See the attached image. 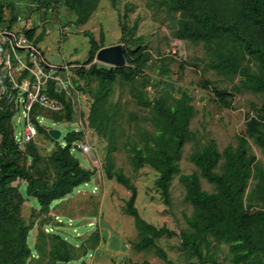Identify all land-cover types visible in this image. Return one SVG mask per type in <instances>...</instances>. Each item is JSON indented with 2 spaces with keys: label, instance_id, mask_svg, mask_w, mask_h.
I'll return each mask as SVG.
<instances>
[{
  "label": "trees",
  "instance_id": "obj_1",
  "mask_svg": "<svg viewBox=\"0 0 264 264\" xmlns=\"http://www.w3.org/2000/svg\"><path fill=\"white\" fill-rule=\"evenodd\" d=\"M98 1L62 0L64 6L74 12L78 25L89 20ZM155 1L176 17L174 34L177 39L203 46L207 56L206 67L226 77L238 76L232 90L264 95V0ZM14 23L15 18L6 19L5 6L0 2V28L14 29ZM24 32L29 38L34 37L37 43L44 36V30L36 34V27L24 29ZM84 34L89 36L90 48L83 66L75 72L83 82L96 81L95 87L89 90L92 103L88 125L107 141L104 157L106 178L129 191L122 211L133 218L139 235L133 243L134 249L153 248L158 258L173 264L155 240L162 236H179V250L196 258L199 263L220 264L212 251V242L215 241L228 246L231 264H264V166L256 161L249 146V140H252L264 156V97L259 106L251 103L254 114L245 121L243 133L235 135L234 147L227 145L219 151L215 141L210 139L189 155L198 171L180 173L178 161L185 141L190 137L189 123L194 112L190 95L183 90L178 97L168 92L149 98L132 82L142 73L151 56L144 46L124 47L126 64L121 67L91 64L96 51L104 45L102 39L97 42L90 31L85 30ZM141 39L135 40L141 42ZM85 64L91 65L86 68ZM2 67L1 62L0 69ZM25 74L23 72V76ZM117 78L131 84L132 97L138 105L149 109L148 120L153 126L152 132L140 128L136 130V137L128 135L123 141L129 163L133 169L148 165L157 172L153 183L165 205L170 204L169 190L175 175L185 188V199L192 211L184 216L189 228L179 234L166 225L157 227L141 217L135 206V184L123 169L115 167L117 108L109 97ZM0 82V264H26L35 255H38L35 264H68L72 260L73 246L58 235L50 237L49 250L42 245H36L34 249L28 245L27 237L33 225L26 224L20 215L25 196L13 182H23L25 195L35 198L39 210L47 212L51 202L64 198L93 175V170L82 166L71 153L72 142L81 138L82 132H68L65 136L67 144L61 146L56 143L48 157L40 155L32 141L26 144L24 151L20 150L14 140L11 122L17 109L18 88H14L8 75L1 71ZM147 84L144 79L140 82L142 87ZM215 92L220 97L225 96V92L216 89ZM48 94L63 100L51 84ZM38 111L39 108L34 107L33 116ZM51 114L56 121L62 118L70 121L72 109L65 102L63 114ZM41 127L37 126L38 131H43ZM45 133L50 137L48 132ZM221 159V172H218L215 169ZM200 178L212 184L214 190H203ZM38 234V239H41L42 232ZM120 264L150 263L144 259Z\"/></svg>",
  "mask_w": 264,
  "mask_h": 264
},
{
  "label": "rangeland",
  "instance_id": "obj_2",
  "mask_svg": "<svg viewBox=\"0 0 264 264\" xmlns=\"http://www.w3.org/2000/svg\"><path fill=\"white\" fill-rule=\"evenodd\" d=\"M0 2L5 6L6 19L15 18L14 29L28 27L31 23L36 26L38 33L47 30H44V37L38 45L52 64L63 61L84 62L90 48L89 36L84 34L85 30L90 31L97 42L101 38L104 46L118 43L132 49L138 44L144 46L151 56L142 73L132 81L136 89L143 90L151 99L168 92L178 97L185 90L190 95V104L194 107L189 123L190 137L185 141L178 161L180 173L198 171L189 155L201 149L210 139L215 141L219 151L227 145L234 147L235 135L243 133L245 121L254 114L250 108L251 103L259 106L264 97L263 94L248 90H232L231 87L238 82V76L226 77L206 67L207 56L203 46L177 39L174 34L176 17L160 7L155 0H99L89 20L81 25L75 23L74 12L65 7L62 0ZM16 16H20L21 21ZM138 37L142 38L141 42L135 40ZM172 47L177 48V53L171 54ZM5 52L0 41V63L6 57ZM0 71L2 74L8 73L5 66ZM19 75L18 69L11 70V80L16 81ZM25 79L32 81L30 74ZM143 79L148 81L145 87L140 85ZM95 85V80L83 82L81 89L84 92L74 105L70 121L66 118L56 121L50 112L43 109L37 112L43 116L40 126L44 131H38L32 140L38 153L48 157L56 143L61 146L67 144L65 136L68 132L81 131L82 137L71 144V153L82 166L92 169L93 175L64 198L51 202L47 212L39 210L35 198L25 195L23 182H13L25 196L20 215L26 224L33 225L27 243L33 249L36 245H42L45 250H49L51 236L64 238L73 246L72 260L68 264H120L123 261L144 259L150 264H168L155 255L153 248L138 251L133 247L139 235L133 218L122 211L129 191L114 180L106 178L104 157L107 141L88 125L92 103L89 90ZM130 87V83L117 78L109 97L117 108V150L113 152V161L115 167L123 169L135 184V206L141 217L157 227L166 225L179 234L181 230L189 228L184 216L190 215L192 207L185 199V188L178 175L174 176L170 186V204L165 205L153 183L157 172L148 165L133 169L129 163L128 151L122 145L128 135L137 136V129L153 131L148 120L149 109L135 102ZM215 89L225 92V96H218ZM11 122L14 133L21 134L24 129V115L20 104ZM78 128L81 130H77ZM50 129L60 131L57 140L46 135L45 131ZM81 140L90 145V153H83L76 147L75 144ZM249 146L256 161L264 166V156L260 149L252 140H249ZM222 162L221 159L216 171L221 172ZM250 183L253 181L250 180ZM200 185L203 190H214V186L203 178H200ZM39 231L42 232L41 239H38ZM155 243L164 249L173 264H209L199 263L196 258L181 252L178 247L179 236H162ZM212 246L220 264H231V255L226 244L213 241ZM37 256L30 258L26 264H35Z\"/></svg>",
  "mask_w": 264,
  "mask_h": 264
},
{
  "label": "built area",
  "instance_id": "obj_3",
  "mask_svg": "<svg viewBox=\"0 0 264 264\" xmlns=\"http://www.w3.org/2000/svg\"><path fill=\"white\" fill-rule=\"evenodd\" d=\"M17 20H21L18 16ZM0 41L5 47L6 57L3 60V66L8 70V77L14 88H18V102L24 115V129L21 134H15L14 140L20 150L24 151L28 142L32 141L38 132L37 126H40L42 115L32 114L34 107L43 109L51 113L65 112V102H68L72 111L74 105L84 92L83 83L76 76L75 69L82 64L72 62H61L52 64L48 62L41 49L34 41V37L29 38L24 29L0 28ZM171 54L177 53V48H171ZM99 62L96 59L92 63ZM15 64V65H14ZM88 65V64H87ZM84 65V67H87ZM18 69L20 75L17 80H11V70ZM23 72L26 74L23 76ZM28 74L32 81L25 79ZM63 100L50 96L48 94L49 85ZM23 95V97H21ZM82 113H80V116ZM36 120V123L34 122ZM77 130H81L78 128ZM76 147L83 153H90L91 147L85 140L77 142Z\"/></svg>",
  "mask_w": 264,
  "mask_h": 264
},
{
  "label": "water",
  "instance_id": "obj_4",
  "mask_svg": "<svg viewBox=\"0 0 264 264\" xmlns=\"http://www.w3.org/2000/svg\"><path fill=\"white\" fill-rule=\"evenodd\" d=\"M124 46L120 43L103 46L96 51L95 57L101 63L113 67H121L125 65ZM48 135L57 140L60 136V131L57 129H50Z\"/></svg>",
  "mask_w": 264,
  "mask_h": 264
},
{
  "label": "clouds",
  "instance_id": "obj_5",
  "mask_svg": "<svg viewBox=\"0 0 264 264\" xmlns=\"http://www.w3.org/2000/svg\"><path fill=\"white\" fill-rule=\"evenodd\" d=\"M18 17V16H17ZM17 17H16V19H17ZM20 17V16H19ZM21 18V17H20ZM18 21H21V20H18ZM21 29H27L26 27H23V28H21ZM37 45H38V43L37 42H35ZM38 47H39V45H38ZM40 48V47H39ZM41 49V48H40ZM42 51V50H41ZM43 52V51H42ZM44 54V53H43ZM98 61V60H97ZM72 63H76V64H82V62H78V61H75V62H72ZM101 63V62H100ZM85 65H87V64H85ZM82 66H83V64H82ZM81 66V67H82ZM79 68V67H78ZM77 69V68H76ZM79 79V78H78ZM79 80H81V79H79ZM82 81V80H81ZM82 83H83V81H82Z\"/></svg>",
  "mask_w": 264,
  "mask_h": 264
},
{
  "label": "crops",
  "instance_id": "obj_6",
  "mask_svg": "<svg viewBox=\"0 0 264 264\" xmlns=\"http://www.w3.org/2000/svg\"><path fill=\"white\" fill-rule=\"evenodd\" d=\"M32 27H36L34 24H29V26L28 27H26V28H32ZM41 29H44L43 27L41 28ZM45 30V29H44ZM45 32H47V30H45ZM36 34H38V30H37V28H36ZM35 34V35H36ZM44 37V36H43ZM39 43V42H38Z\"/></svg>",
  "mask_w": 264,
  "mask_h": 264
}]
</instances>
